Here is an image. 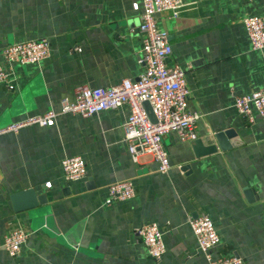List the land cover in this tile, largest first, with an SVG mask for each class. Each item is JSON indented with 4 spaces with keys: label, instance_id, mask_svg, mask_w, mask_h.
Wrapping results in <instances>:
<instances>
[{
    "label": "crops",
    "instance_id": "crops-1",
    "mask_svg": "<svg viewBox=\"0 0 264 264\" xmlns=\"http://www.w3.org/2000/svg\"><path fill=\"white\" fill-rule=\"evenodd\" d=\"M141 1L0 0V48L46 38L51 49L48 61L9 70L13 89L0 85V129L59 113L80 86L136 81L143 37L141 10L132 5ZM182 2L177 18L160 14L156 21L171 46L167 65L185 71L187 110L200 115L198 144L164 136L171 166L164 175L148 156L133 163L123 143L126 106L87 118L58 115L52 127L2 134L0 264H207L188 226L201 214L219 235L216 255L264 264V122L249 125L233 107L234 97L264 88V50H251L242 24L264 16V0ZM225 131L235 137L221 151L214 136ZM70 157L84 161L87 176L66 184L61 161ZM122 181L133 184L134 197L106 205L108 186ZM30 189L47 204L15 211L11 196ZM150 223L163 233L166 252L158 261L135 233ZM18 228L28 239L11 258L1 243Z\"/></svg>",
    "mask_w": 264,
    "mask_h": 264
},
{
    "label": "built area",
    "instance_id": "built-area-1",
    "mask_svg": "<svg viewBox=\"0 0 264 264\" xmlns=\"http://www.w3.org/2000/svg\"><path fill=\"white\" fill-rule=\"evenodd\" d=\"M184 6L182 0H142L134 3V11L141 10L138 32L142 35V49L139 64L142 73L136 81L122 80L107 88L80 86L75 90L72 102L63 101L59 113L48 111L0 129V136L7 132L16 133L31 125L52 127L58 115L73 114L87 118L104 111L126 106L129 116L123 126V143L133 163L143 156L150 157L157 164L158 173L164 175L171 168L164 136L173 133L182 142L197 139L196 123L200 115L188 112L189 90L185 71L179 66H168L171 46L165 31L157 26L156 16L167 14L177 18ZM251 50H264V16H249L242 20ZM48 39L40 38L0 48V85L12 90L9 70L15 65H36L50 59ZM6 65L8 69H5ZM148 103L155 122L148 118L143 103ZM233 107L237 113L254 125L257 120L264 122V88L249 95L236 96ZM62 179L66 184L82 181L87 169L80 157L65 158L61 161ZM134 197V186L130 181L113 183L107 188L106 205L123 202ZM188 226L195 238L197 249L207 264H243L233 255L218 256L215 250L220 238L208 214H201L188 220ZM148 255L155 261L166 252L163 233L156 223L143 225L135 230ZM28 239V233L18 228L7 233L1 247L11 258L17 256ZM68 264V263H65Z\"/></svg>",
    "mask_w": 264,
    "mask_h": 264
},
{
    "label": "water",
    "instance_id": "water-1",
    "mask_svg": "<svg viewBox=\"0 0 264 264\" xmlns=\"http://www.w3.org/2000/svg\"><path fill=\"white\" fill-rule=\"evenodd\" d=\"M143 108L145 109V112L148 116V118L151 120V122H155V119L152 115L151 108L148 103H143ZM234 134L231 131H225L217 133L214 136V140L219 146V149L221 151L230 149L232 145L228 142V140H231L234 138ZM199 141L195 140L191 143L193 145H197ZM211 146V144H208ZM208 152H215V148L211 147V149L208 150ZM183 170H188V167H183ZM11 204L13 205V209L16 211L17 206L19 204H23L24 206H28L29 209H37L38 207H43L47 204V198L45 195H42L39 193V190L37 189H30L26 191H22L20 193H16L11 196L10 198ZM21 201H24L23 203H19Z\"/></svg>",
    "mask_w": 264,
    "mask_h": 264
}]
</instances>
